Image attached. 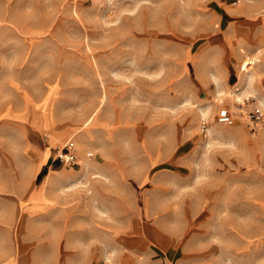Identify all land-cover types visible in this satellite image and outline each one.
<instances>
[{
	"label": "rangeland",
	"instance_id": "obj_1",
	"mask_svg": "<svg viewBox=\"0 0 264 264\" xmlns=\"http://www.w3.org/2000/svg\"><path fill=\"white\" fill-rule=\"evenodd\" d=\"M262 100L264 0H0V264H264Z\"/></svg>",
	"mask_w": 264,
	"mask_h": 264
},
{
	"label": "built area",
	"instance_id": "obj_2",
	"mask_svg": "<svg viewBox=\"0 0 264 264\" xmlns=\"http://www.w3.org/2000/svg\"><path fill=\"white\" fill-rule=\"evenodd\" d=\"M250 97L252 96H246V98L242 102H240L239 100H236L235 105L237 107H239L240 105H244L245 103H247L245 102L247 101V99L249 100L251 99ZM262 101L261 102L258 101L254 105L253 109L249 111H246V110L242 111L243 114H245V118L250 123L252 128H255L256 125H261L264 123V101L263 102ZM217 119L221 122L231 123L232 115L229 112H227V110H225L224 108H221V110H219L218 112ZM56 157L60 162L74 161L75 155L73 152L72 143L65 144L62 150H58V154Z\"/></svg>",
	"mask_w": 264,
	"mask_h": 264
}]
</instances>
